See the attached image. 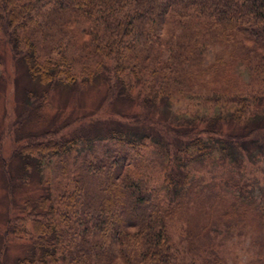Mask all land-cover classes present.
Returning <instances> with one entry per match:
<instances>
[{"label": "trees", "instance_id": "obj_1", "mask_svg": "<svg viewBox=\"0 0 264 264\" xmlns=\"http://www.w3.org/2000/svg\"><path fill=\"white\" fill-rule=\"evenodd\" d=\"M1 45L21 67L17 122L49 121L17 128L5 163L16 264H178L184 220L202 264H253L229 263L220 232L263 261L264 198L242 171L264 155V0H0ZM99 84L134 109L66 135L83 118L61 121L54 92Z\"/></svg>", "mask_w": 264, "mask_h": 264}, {"label": "rangeland", "instance_id": "obj_2", "mask_svg": "<svg viewBox=\"0 0 264 264\" xmlns=\"http://www.w3.org/2000/svg\"><path fill=\"white\" fill-rule=\"evenodd\" d=\"M0 57L2 60L0 66V264H16L17 257L23 254L26 245L22 242L13 241L12 237L6 238L4 234L6 219L11 209L5 163L10 159L12 153L19 145L16 142L15 135L17 128L21 129V131L37 130L46 127L49 121H39L30 116V120L27 122L22 121L24 117L21 118V122H17L21 112L20 108L24 106L20 96L16 95V76L19 75L21 67L16 65L17 63L13 60L10 50L3 45L0 46ZM241 70L244 69L241 68ZM243 76L248 78L249 75L244 72ZM105 92L106 89L101 84L87 88L78 87L75 90L66 91L65 89H61L54 92L53 100L56 106L53 112L55 113L58 110L59 114L63 113L60 118L61 121L64 120V117L73 118L72 121H76L79 117L83 118L82 122H73L70 127L65 128L63 132L66 135L76 128L82 127V123L89 121L90 118L96 122L97 119L112 116L119 110L129 113L134 109L126 102L119 101L114 105L104 102ZM194 102L196 103L197 100ZM188 103L189 101L184 98L174 100L172 112L190 110ZM162 109L163 107L160 110ZM201 109L203 110L204 108ZM84 116L86 117L84 118ZM255 151L257 150L255 149ZM263 158L264 155L261 153L258 160L246 155L245 168L242 171L244 183L247 184L249 189L253 187L252 194L260 199L261 197L264 198ZM18 167L19 161H16L15 168L17 169ZM185 226L186 222L184 220L180 225L177 224L172 228L175 242L179 244L177 263L202 264L201 254L193 255L190 253L186 242L179 243V237L181 238L185 235L183 230ZM222 236L223 234L220 232V235L217 237L216 247H218L222 255L228 258L229 263H233L234 258L237 257L243 263L264 264V259L260 261L255 256V252L259 246L253 243V239L250 236L244 237L241 242H238V236H234L226 243L220 244Z\"/></svg>", "mask_w": 264, "mask_h": 264}]
</instances>
